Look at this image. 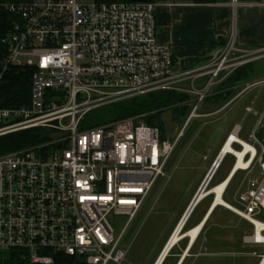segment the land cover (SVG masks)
I'll use <instances>...</instances> for the list:
<instances>
[{
	"label": "built area",
	"instance_id": "obj_1",
	"mask_svg": "<svg viewBox=\"0 0 264 264\" xmlns=\"http://www.w3.org/2000/svg\"><path fill=\"white\" fill-rule=\"evenodd\" d=\"M1 7L16 21L3 41L0 83L9 67L30 71L31 77L28 105L0 108V140L40 129L49 133L50 141L0 154V252L15 251L26 264H54L59 254L82 264H122L127 257L123 240L166 177L184 131L203 117L200 105L220 77L263 60L264 48L237 47L234 13L231 39L222 55L204 68L176 72L172 48L158 40L154 2L27 0ZM159 92L195 98L173 142L162 140L159 129L139 118L81 129L92 112ZM240 133L236 126L223 150L228 144L238 147L234 150L244 154L245 167L236 169L239 158L234 153L225 154L221 162L232 156L231 174L249 177L237 197L240 212H232L252 227L245 243L264 247L254 241L256 217L264 213V137L250 135L247 150ZM254 172L258 181L250 178ZM214 175L203 200L216 199ZM116 217L128 219L118 236ZM254 256L264 262V253Z\"/></svg>",
	"mask_w": 264,
	"mask_h": 264
},
{
	"label": "rangeland",
	"instance_id": "obj_2",
	"mask_svg": "<svg viewBox=\"0 0 264 264\" xmlns=\"http://www.w3.org/2000/svg\"><path fill=\"white\" fill-rule=\"evenodd\" d=\"M253 72L249 81L239 82L233 87L234 92L230 101L234 99L235 101L230 106L220 111L216 116L194 119L186 129L171 157L166 177L160 179L123 240L122 244L127 251V257L122 264H154L155 260L157 261L175 228L182 221L192 200L205 182L216 161L218 152L235 125L241 126L240 138L247 143L250 142L249 136L253 133L258 139H263L264 84L261 82L264 80V59L253 64ZM228 77L223 76L216 81L207 98L200 105L199 114H209L222 108L223 104L215 105L208 100L222 87L219 86ZM187 105L192 110L195 98L191 97ZM248 107L253 108L254 111L248 112ZM159 115L165 123L167 140L173 142L181 134L185 121L181 117H176L171 109ZM262 116L263 119L259 124ZM234 149L240 150L238 147H234ZM233 165L234 159L230 156L227 157L211 186L214 187L222 183ZM245 177L244 173L237 177L224 199L235 208H240L235 197L237 194L239 195V189ZM250 178L257 181L260 179L258 172H254ZM211 202L212 197L202 203L196 210L195 217L201 218ZM256 218L264 222V213ZM127 221V217L115 218L114 229L117 236ZM189 227L188 223L183 232H187ZM250 235H252V227L247 222L231 210L219 208L198 242V250L205 246L204 248L207 247L206 249L209 251H203L204 257L190 259L187 264H260V260L254 256V253L263 254L264 247L246 244L245 238ZM209 236L215 240L206 242L205 239ZM185 243L186 241L182 242L180 247L183 248ZM7 253V251L0 252V264H3ZM170 263L171 261L168 264Z\"/></svg>",
	"mask_w": 264,
	"mask_h": 264
},
{
	"label": "crops",
	"instance_id": "obj_3",
	"mask_svg": "<svg viewBox=\"0 0 264 264\" xmlns=\"http://www.w3.org/2000/svg\"><path fill=\"white\" fill-rule=\"evenodd\" d=\"M233 3L237 4L235 9ZM155 4L158 22V40L160 43L169 45L172 48L174 70L176 72H189L195 69L204 68L216 61L222 55L231 39L232 18L234 13L237 19V35L235 38L237 47L244 50H259L264 48V0H216L211 4H198L193 0H155ZM206 80L207 79L205 78L201 81L205 82ZM234 101L235 99L227 102L218 111L203 114V117L201 118L216 116ZM186 121L184 122L183 128ZM236 126L240 125H235L228 136ZM241 141L246 143V141L242 139ZM223 146L218 152L216 160L218 159ZM227 157L221 162L219 169L214 175L212 183L217 176L222 163ZM232 170L233 167L227 178L222 182L224 183L231 179L223 200L228 195L234 181L241 174L238 173L233 175L231 174ZM246 178L247 177L244 178L242 185L240 186V192L246 187ZM215 187L216 186L213 188ZM237 197L238 194L235 197L236 201ZM207 199L209 198L202 200L196 206L188 219L189 222L187 221V223L190 224L189 230L198 227L203 222H205L204 226L212 222L215 213L220 208H217L213 215L212 213L209 215L214 201L211 202L209 208L201 218L195 217L196 210ZM203 232L204 230H202V233L192 247H190L191 242L189 237L182 241H186L183 248L180 247V244L182 243L180 242L169 252L168 257L165 258L163 264H168L170 261V264H187L190 259L204 257L205 253L203 251H209L206 249L207 247L204 248L205 246H202L201 250H198V242L200 241ZM213 240L215 239L211 236L205 239L206 242H211Z\"/></svg>",
	"mask_w": 264,
	"mask_h": 264
},
{
	"label": "trees",
	"instance_id": "obj_4",
	"mask_svg": "<svg viewBox=\"0 0 264 264\" xmlns=\"http://www.w3.org/2000/svg\"><path fill=\"white\" fill-rule=\"evenodd\" d=\"M27 0H0V58L1 52H6L3 45L4 39L12 30V25L16 17L7 12L1 6L7 3H18ZM98 3H115L121 0H96ZM198 4H211L216 0H193ZM155 3V0L153 1ZM253 63L246 64L236 69L219 87L215 94L208 101L215 105L226 104L233 95V87L239 82L245 83L252 78ZM30 71H22L15 67H9L5 72L0 83V108L16 109L26 106L30 100ZM191 96L175 92H159L149 94L143 97L134 98L124 102L116 103L102 108L96 112L90 113L82 122L81 129L104 126L119 120L128 118H139L148 126L159 128L162 140L166 138L165 123L160 119V113L166 110H172L176 117H181L186 121L191 112L187 102ZM95 113V114H93ZM50 141V135L45 130L35 129L24 131L2 138L0 140V154L20 151L31 147L44 145ZM217 210V208L215 209ZM213 211L212 215L215 213ZM189 222V221H188ZM186 224L185 228L187 227ZM207 224L204 226L205 230ZM232 233V232H230ZM196 245V244H195ZM194 248V247H193ZM54 264H82L75 258L66 257L62 254L55 255ZM3 264H26L21 261L19 254L15 251H9L4 257Z\"/></svg>",
	"mask_w": 264,
	"mask_h": 264
},
{
	"label": "bare ground",
	"instance_id": "obj_5",
	"mask_svg": "<svg viewBox=\"0 0 264 264\" xmlns=\"http://www.w3.org/2000/svg\"><path fill=\"white\" fill-rule=\"evenodd\" d=\"M240 142H242L244 144V146L246 147L247 150L249 149L247 143H245V142H243L241 140H240ZM222 150H223V148H222ZM222 150H221V152H222ZM227 153H234L239 158V161H238V164H237V168L236 169H240V168H244L245 167V163L243 162L244 154L241 153V152H237L234 149H232L230 147V144H228L224 148L222 154L219 156L218 163L223 159V157ZM230 181H231V179L225 181L224 183H222V184H220V185H218V186H216L215 188L212 189V193L215 194L216 199H214V203H213V206L211 208V211H210L209 215L211 213H213V211L216 209L217 206H223L224 208H226L228 210H231V211L234 210L236 212H240V210H238L237 208L231 206L230 204H228L227 202H225L222 199L223 192L227 188V186H228V184H229ZM207 193H208V190H206L203 193H200L199 194L200 200H202L203 198H205L206 195H207ZM184 222H185V220L182 221V223L180 222L179 226H177L175 228V231L173 232V234L169 238L167 244L165 245L164 249L162 250L161 254L159 255V257L157 259L158 261H156L155 264H161L162 260L165 257H168L167 254H168L169 250L173 246L176 247L180 242L184 241L187 237H189V240L191 242L190 247H192L194 245V243L198 239L199 235L202 233V230L204 228L205 222L201 223L198 227H196V228H194L192 230H189L187 232H183L184 227L186 225V224H184ZM255 224L257 225V231H256V234H255V237H254V241H256L258 243H264V236L262 235V231H263V227L264 226L259 221H255ZM185 258H186V256H185ZM262 264H264V262Z\"/></svg>",
	"mask_w": 264,
	"mask_h": 264
},
{
	"label": "water",
	"instance_id": "obj_6",
	"mask_svg": "<svg viewBox=\"0 0 264 264\" xmlns=\"http://www.w3.org/2000/svg\"><path fill=\"white\" fill-rule=\"evenodd\" d=\"M123 2H142V3H151L154 0H121ZM219 158L216 160V162L214 163L213 168L211 169V171L209 172L205 182L203 183L202 187L200 188V190L198 191V193L196 194V196L194 197V199L192 200L191 204L189 205L182 221L185 220L184 224L187 223L188 219L190 218L191 214L193 213L194 209L196 208V206L203 200H200V193L205 192V189L208 185V183L210 182L211 178L213 177L214 173L216 172L217 168L220 166L221 161L218 163ZM110 220H112V217L110 218ZM181 221V223H182ZM174 247V246H173ZM172 247V248H173ZM172 248L169 250V252L172 250ZM168 252V254H169ZM167 254V256H168ZM166 258V257H165ZM165 258L162 260L161 264H163Z\"/></svg>",
	"mask_w": 264,
	"mask_h": 264
}]
</instances>
